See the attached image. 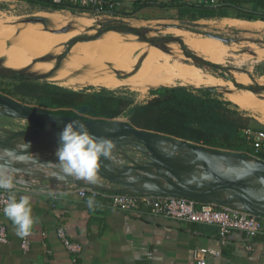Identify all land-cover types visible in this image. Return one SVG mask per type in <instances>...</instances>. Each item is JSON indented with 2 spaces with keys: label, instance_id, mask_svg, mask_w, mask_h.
<instances>
[{
  "label": "rangeland",
  "instance_id": "374dc122",
  "mask_svg": "<svg viewBox=\"0 0 264 264\" xmlns=\"http://www.w3.org/2000/svg\"><path fill=\"white\" fill-rule=\"evenodd\" d=\"M6 8H9V6L7 5ZM35 16L43 18L45 22H23L26 20L29 21ZM60 18H66V22L74 20L78 23V25L74 28L66 26L60 29L52 26L50 28H55V30L53 31L54 36L50 37L51 40L48 43H45L44 46L37 45L39 42H36L32 38L37 37L36 35L38 33L42 34V30L33 29L31 24L36 23L38 24V27L44 26L46 28L49 27L47 25L49 23L57 25L58 21L61 20ZM93 19H96L94 26V29H96L95 31L92 26ZM89 21H92L91 24ZM125 26H132L140 29L143 35H139L134 32L137 34V38L143 39L144 37L145 39H152L161 45H163L166 41L165 38L168 36L179 37L178 28H172L171 33H169V31L166 30L169 27L179 26L187 28L191 30V33H189V39L191 41L187 42V40H182V38L179 37L180 42H182L186 50L190 53L192 52V50L185 45L184 42H187L189 46L191 45L192 49L200 50V52L204 53L202 55L212 54L217 59H210L207 56H203V58L225 65V68L211 69L210 67L199 64V60L196 58H189V60L187 57L184 59L181 58L178 53L176 56L170 57L171 53H168L167 58L150 57L149 61H135L133 58V64L136 62L134 69L128 73L122 74L120 77H112L104 75L103 71L96 67L92 68L87 66L85 61L88 60L84 61L82 60L83 58L79 59V56L84 57V55L92 53V40L88 43H81L68 50L78 38L92 37L93 35L110 28ZM68 30L69 34L66 36H71V39L69 41L61 39L59 32H66ZM149 33H151L150 35L152 36H145ZM206 33L231 38L234 41L226 43L215 37L207 36ZM0 37V56L2 55L7 64L14 68L6 66L3 63V58H0V69L2 70L0 73V94L7 95L19 102L35 107L43 106L38 104L36 100L23 98L14 92L13 85L16 81L11 78L14 73L12 72L13 70L24 72L31 77H38L42 82L49 81L51 83H56L69 88L72 87L66 85L65 81L84 79L86 81L84 86H91L92 84L107 87L116 95L133 98L136 104L145 103L152 96L151 89L163 85L213 87L216 93L221 95L224 99L230 101L232 100L227 98L224 93L226 90H231L234 93L241 94H255L251 91H244L247 90L246 88L249 83L244 85L235 80H249L247 75L243 72L245 71L253 76V80L249 85L256 86L259 90L256 95H260V98L264 99V89H262L263 85L260 84L264 83V51L262 50V47H264V22L262 21L248 23V21L241 19L223 20L219 18L202 22L169 20L162 22L153 21L149 23L147 27H140L136 26L123 16L110 17L104 15L97 16L93 14L75 13V11H57L53 7H43L35 4L27 6L26 8L25 6H17L16 10L13 12L0 11ZM115 40L117 39L115 38ZM62 43H65L63 51L50 54L49 56L53 58V61H58L57 56L55 55L59 54L58 56H60L64 54L59 61H61V63H65V66L44 65L45 69L53 70V74L47 73L46 75H38L31 71L37 67V61L40 56L54 50ZM204 44H208V49L203 48ZM101 45L103 46L108 44ZM97 47L98 49H93V52L101 55L102 49L106 48L105 54H107L106 56H108L110 60H113L114 58H116L115 60H118V58L123 59L127 56L119 52L115 54V56H112L107 48L108 46ZM144 49L146 50L147 48L145 47ZM133 50L134 54H136L135 51L138 53L137 49ZM155 51L156 50L148 53L156 56L157 52ZM53 56H55V58ZM136 56L140 57L139 53ZM227 65L239 67L242 71L229 70L234 67H226ZM143 68L150 70L159 80L155 86L150 87L144 92L131 88L134 76ZM217 75L229 81L232 79L235 84L239 86L242 85L240 87L243 90L239 89L240 87L238 88L227 82L225 79L218 77ZM121 82H128L129 85L121 86L119 85ZM219 84L222 86H216ZM232 102L234 103V108L238 109L241 113L250 118L249 124L251 127L255 129L264 128V111L251 113L248 110L242 109L234 101ZM118 120L128 121L130 123L128 113L118 117ZM34 129H41V125L34 120L0 115V166L10 169L19 185L52 189L68 188L70 186L118 188L119 185L111 182L108 177L104 176L99 171H97L95 183H88L82 179L62 176L59 171L57 157L55 155L59 147V141L56 142L51 138L48 144L43 145L44 148L31 151L28 150V148L32 145L33 147L38 145L40 139H45L47 137L45 132L35 131L32 133L31 130ZM27 131L28 133H24ZM97 134H92V136ZM31 136L35 137L34 141L30 144V146L26 145ZM111 140L115 144L113 151L114 158H102L101 161L115 163L122 166H135V163L130 161V158H132L138 163L149 165L162 178H164L165 181H167V179L171 176L168 171L161 169L156 164H151L156 161H151L150 158L146 157L145 154L137 150L135 147L127 144L119 145L118 140L115 137L111 138ZM139 173L143 176L142 178H144L145 182L158 184L152 174L142 170H139Z\"/></svg>",
  "mask_w": 264,
  "mask_h": 264
},
{
  "label": "crops",
  "instance_id": "0c3cea01",
  "mask_svg": "<svg viewBox=\"0 0 264 264\" xmlns=\"http://www.w3.org/2000/svg\"><path fill=\"white\" fill-rule=\"evenodd\" d=\"M119 1L123 12L118 16L126 17L140 27H147L153 21L202 22L215 18L264 22V0H230L231 5L222 8L210 7L205 0ZM32 5L35 4L29 0H0V11L13 12L17 6ZM220 11L228 15L208 16L210 12ZM77 188L21 185L16 190L17 197H31L37 223L28 236L30 249L23 251L22 239L6 218L10 236L8 243H0V264H140L148 256H151L152 264H196L194 251L199 247L221 251L219 256L210 257V264H264V236L251 238L236 230L223 244L214 224L190 223L149 212L123 211L112 207L102 196L94 197L95 203L89 207L87 201L91 196L82 197ZM50 192L57 193L56 197L50 196ZM61 192L66 195H59ZM61 222L71 240L81 243L80 253L70 252L57 235Z\"/></svg>",
  "mask_w": 264,
  "mask_h": 264
},
{
  "label": "water",
  "instance_id": "95a60500",
  "mask_svg": "<svg viewBox=\"0 0 264 264\" xmlns=\"http://www.w3.org/2000/svg\"><path fill=\"white\" fill-rule=\"evenodd\" d=\"M133 28L141 31L138 28ZM109 30L118 31L115 27L105 31ZM206 35L222 39L226 43L234 41L231 38L215 34L206 33ZM165 40L180 43L184 54L188 58H196L204 63L206 67L213 69L225 68L218 63L206 60L193 51L190 53L184 48L179 37L168 36ZM14 76L26 77L29 75L16 70ZM250 78L253 80L251 74ZM247 86V90L255 93L259 91L256 86ZM262 89H264V86ZM0 115L26 118L41 125V130L47 134V137L40 139L38 145L29 147V151L44 148L43 145L48 144L51 138L56 142L59 141V134L69 120L82 123L90 135L113 130L119 145L133 146L150 158L151 161H156L151 164L164 166L162 168L169 171L176 178L178 185L174 188L166 186L165 180L153 168L130 158L135 166H122L103 161L100 163L98 171L108 177L111 182L119 185L118 188H99L87 185L90 188L186 197L199 202H214L231 206L264 217V160L256 155L226 152L222 149L205 146L164 133L143 130L133 126L128 121H119L118 118L88 120L62 115L45 107L27 105L4 94H0ZM24 133H28V131ZM211 154L217 157V162L212 161ZM159 158H162L163 164L159 162ZM239 162H246L249 166L248 170L239 171L235 169ZM139 170L152 174L159 185L146 183ZM123 173L132 175L134 179L131 182L122 180L121 174ZM254 176L258 177L256 181ZM203 187L209 188L212 192L211 195H201L199 190Z\"/></svg>",
  "mask_w": 264,
  "mask_h": 264
},
{
  "label": "trees",
  "instance_id": "16d2710c",
  "mask_svg": "<svg viewBox=\"0 0 264 264\" xmlns=\"http://www.w3.org/2000/svg\"><path fill=\"white\" fill-rule=\"evenodd\" d=\"M29 1L46 6L37 0ZM216 15L222 17L228 14L223 11L208 14ZM116 29L122 32L137 31L132 26ZM12 72L15 73L14 70ZM14 73L11 77L16 81L14 92L23 98L36 100L54 113L88 120L115 119L128 113L130 123L137 128L227 152L253 154L264 160V152L256 151L244 132L253 128L249 124L250 118L234 108L232 101L224 99L212 87L163 85L152 88V97L145 103L136 104L133 98L116 95L106 87L73 89L49 81L42 82L38 77L14 76ZM87 196L93 194L88 193ZM150 259L151 256H148L140 264Z\"/></svg>",
  "mask_w": 264,
  "mask_h": 264
},
{
  "label": "built area",
  "instance_id": "2783aa9c",
  "mask_svg": "<svg viewBox=\"0 0 264 264\" xmlns=\"http://www.w3.org/2000/svg\"><path fill=\"white\" fill-rule=\"evenodd\" d=\"M46 7H58L60 11H75L89 15L118 16L123 12L119 0H37ZM230 0H205L210 7L222 8L231 5ZM250 144L256 151L264 152V130L249 128L244 130ZM17 183L16 190L20 187ZM79 194L86 197L102 196L109 204L123 211L149 212L185 222L214 224L218 227L219 237L224 244L233 231H241L248 237L264 236V217L214 202H199L186 197L163 194H146L127 191L99 190L90 187H78ZM8 193L0 190V201L6 200ZM56 197V196H55ZM0 204V243L9 242V228ZM57 235L65 247L72 253H80L82 245L71 240L63 223L57 227ZM30 239H22L23 251L30 249ZM252 247L251 244L248 245ZM221 251L212 247H199L194 251L196 264H210V257L219 256ZM142 264H152L151 259Z\"/></svg>",
  "mask_w": 264,
  "mask_h": 264
},
{
  "label": "bare ground",
  "instance_id": "6f19581e",
  "mask_svg": "<svg viewBox=\"0 0 264 264\" xmlns=\"http://www.w3.org/2000/svg\"><path fill=\"white\" fill-rule=\"evenodd\" d=\"M60 19L61 20L58 21L57 25L53 24V23L47 24L49 26V27H46L47 29L44 26L38 27V24H36V23L31 24V27H33V29L42 30V34L38 33L36 35L37 37L32 38L36 42H39L37 45L44 46L45 43H48L51 40L50 37L54 36L53 31L55 30V28H52V29L50 28L52 26L58 27L60 29V28L66 27V26H68V27L71 26L74 28L78 25V23L74 20H71L70 22H66L65 21L66 18H60ZM95 21H96V19H93V22L89 21L90 24L92 22V24H93L92 26H93L94 31L96 30V29H94ZM23 22H45V20L41 17L35 16L34 18L32 17L29 21L26 20ZM172 28H178V36L180 38H182V40H187V42L191 41L189 39L190 38L189 33H191V30H189L187 28H182L179 26H171L166 30H168L169 33H171ZM186 30H189V31H186ZM31 33H34V32H31ZM85 33H87V32H85ZM135 33H137L139 35H143V33L141 31H136ZM135 33L134 32H128L127 33V32L116 31V30L104 31V32H102L101 36L99 35V37L97 36L99 34L98 33V34L93 35L92 37L76 39V41L72 44V46L68 50H70L74 46H77L81 43H88L92 40L91 44H93L94 50L98 49L97 46H101V47L108 46L107 48L110 52V55H112V56H115V54H117L118 52L127 55L126 56L127 58L126 57L123 59L118 58V60H115L116 58H114V59L112 58L113 60H110L109 57L106 56L107 55V54H105L106 48H104V49H102L101 55L94 53L93 49H92L91 50L92 53H90L88 55H84V57L79 56V59L83 58L82 60H84V61L88 60V61H85L87 66H90L92 68L96 67V68L100 69L101 71H103L104 75H109L112 77H120V76H122V74L128 73L132 69H134L136 62H134V64H133V61H134L133 58L135 59V61H140V60L149 61L150 57L167 58L168 53H171L170 57L176 56L178 53V55L181 58H184V59L187 58V56L183 52L181 44L176 42V41H165L163 43V45H161L160 43H157L155 40H152V39L149 40V39H145L144 37H143V39L142 38L139 39V38H137L138 36ZM59 34L61 35V39H65L68 41L71 39V36H69V37L66 36L69 34V30L66 32H59ZM93 34H94V32H93ZM150 34L151 33L146 34L145 36H152ZM96 36H97V38H95ZM115 38L117 40H115ZM217 39H219V38H217ZM220 40H222V39H220ZM68 41H66V42H68ZM135 41H138V42H135ZM187 42H184L185 45H187L197 55L202 56V57L207 56L210 59H217L212 54L211 55H202L204 53L200 52V50L192 49L191 45L189 46L187 44ZM65 43L58 45L57 48H55L54 50H51V51L43 54L42 56H40V58L37 61V64H38L37 67L31 71L33 73L38 74V75L47 74V73L53 74L54 71L51 69H45L44 65L65 66L66 65L65 63H61V61H59L63 57L64 54H62L60 56H58L59 54L55 55V56H57L58 61H53V58L51 56H49L50 54L63 51V49L65 48ZM101 44H108V45L102 46ZM34 45H36V44H34ZM207 45L208 44H204L203 48L208 49ZM145 47L147 48L146 50L144 49ZM148 48H149V50H148ZM133 49L138 50L140 57L136 56L138 54L136 51H135L136 54H134ZM154 50H156L155 52H157L156 56L150 55L148 53V52H151ZM262 50L264 51V47H262ZM151 54H154V53H151ZM55 56H53V57L55 58ZM0 58H3V63L6 66L13 68L7 64L5 58L2 55L0 56ZM187 59H189V58H187ZM211 62H214V61H211ZM214 63H216V62H214ZM222 66H225V65H222ZM226 67H234V68L229 69L232 71H242L239 67L228 66V65ZM243 72L247 75L249 80H246V81H239L237 79H235V80L244 84V85L247 83L251 84L252 79L250 78V74L245 72V71H243ZM226 81L231 83L232 85L238 87V88L240 87V86L235 85V83L232 80H230V81L226 80ZM132 82H133V84L131 85V88L144 92V91L148 90L150 87L155 86L159 82V80L150 70H148L147 68H143L134 76V79L132 80ZM65 84L72 87V88H80L86 84V81L84 79H74V80L65 81ZM260 84L264 86V83H260ZM119 85L125 86V85H129V83L128 82H121V83H119ZM239 89L243 90L241 87ZM244 91H250V90H244ZM251 92H253V91H251ZM224 93H225L227 98L234 101L242 109L248 110L251 113L264 111V99L260 98V95H256L255 92H253L255 94H241V93H234L231 90H226ZM119 121L127 122V121H123V120H119ZM31 131H32V133L35 131L36 132H43L41 129H34ZM94 137H98V138L99 137H106V138L111 139V138L115 137V132L113 130H110V131H107L105 133H98ZM34 139H35V137L31 136L26 145H30L34 141ZM211 159H212V161L217 162V157L214 154H211ZM159 162L163 164L162 158H159ZM156 165L158 167H160L161 169H163L162 167H164L160 164H156ZM248 168H249V166L246 162H239V164H237L235 167V169H237L239 171H247ZM163 170H165V169H163ZM165 171H167V170H165ZM121 178H122V180H124L126 182H131L134 179V177L128 173L127 174H121ZM257 179H258V177L254 176V180L256 181ZM143 180H144V178H143ZM165 182H166L165 185L169 186L171 188L178 187L176 178L173 177L172 175ZM148 184L157 185V183H150V182H148ZM199 193L203 196H208V195H211L212 192L209 188L203 187L199 190Z\"/></svg>",
  "mask_w": 264,
  "mask_h": 264
},
{
  "label": "clouds",
  "instance_id": "9594fccd",
  "mask_svg": "<svg viewBox=\"0 0 264 264\" xmlns=\"http://www.w3.org/2000/svg\"><path fill=\"white\" fill-rule=\"evenodd\" d=\"M114 148L115 144L110 138L94 137L82 123L69 120L59 134V147L55 153L59 171L64 177L95 183L101 159H113ZM17 183L12 171L0 166V190L8 193L7 199L0 201L3 215L12 222L16 235L25 239L32 233L37 219L32 213L31 197H17ZM49 195L55 197L57 193L50 192ZM94 203V196L89 197L88 206L92 207Z\"/></svg>",
  "mask_w": 264,
  "mask_h": 264
},
{
  "label": "flooded vegetation",
  "instance_id": "af4514ba",
  "mask_svg": "<svg viewBox=\"0 0 264 264\" xmlns=\"http://www.w3.org/2000/svg\"><path fill=\"white\" fill-rule=\"evenodd\" d=\"M198 60V59H197ZM199 63L202 64V65H205L204 63H202L200 60H199ZM212 69V68H211ZM215 69V68H214Z\"/></svg>",
  "mask_w": 264,
  "mask_h": 264
}]
</instances>
